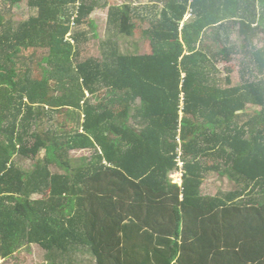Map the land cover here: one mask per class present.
Listing matches in <instances>:
<instances>
[{
    "label": "trees",
    "instance_id": "16d2710c",
    "mask_svg": "<svg viewBox=\"0 0 264 264\" xmlns=\"http://www.w3.org/2000/svg\"><path fill=\"white\" fill-rule=\"evenodd\" d=\"M6 2L10 9L23 0ZM27 4L36 15L17 27L0 9V259L38 245L51 264H65L80 246L96 264H264V44H254L264 34V0L115 8L109 17L121 34H134L135 18L150 20L152 50L122 54L110 41L103 61L79 57L86 34L78 29L93 4ZM235 31L242 49L217 46ZM211 34L216 44L197 50ZM39 49L48 50L41 79L33 75ZM240 53L256 66L254 81L234 86L227 77L224 87L207 73L211 59ZM105 88L117 94V109L90 102ZM249 108L260 109L252 119ZM55 112L75 126L45 128ZM85 150L92 159L73 169L71 151ZM17 157L37 163L27 172ZM222 165L244 187L203 195L205 178Z\"/></svg>",
    "mask_w": 264,
    "mask_h": 264
},
{
    "label": "rangeland",
    "instance_id": "374dc122",
    "mask_svg": "<svg viewBox=\"0 0 264 264\" xmlns=\"http://www.w3.org/2000/svg\"><path fill=\"white\" fill-rule=\"evenodd\" d=\"M7 0H0V9L6 8V10L11 11L12 20L14 22L15 27L19 24L25 22L29 19V17L36 15V11L32 10L28 4L27 0H23V2L15 7H8L6 2ZM88 4H93L95 6V10L87 18L86 23L79 26L78 31H83L86 34V40L80 45L79 57L81 60L86 59L88 57L96 58L98 60H104V51L109 49L108 42H112L117 47L119 53L122 54H147L151 52L152 48L150 46V42L147 39L148 37L144 34V32L150 28V20H143L142 18H135L134 22H136V30L132 36H127L125 34H121L119 32L118 24H114L110 21V13L118 7H124L127 4H130L133 8H138L141 13H143L144 6H150L153 0H86ZM138 6V7H136ZM162 8V6H160ZM157 14V11H155ZM157 18H160L161 11L158 10ZM189 21L193 20V16H187L186 18ZM74 24V23H73ZM78 28V27H76ZM211 32V31H210ZM223 33V32H221ZM223 35V34H222ZM225 35V34H224ZM229 39L226 40L225 37L222 40V43L217 46L222 47L223 45H236L238 49L243 45V39L239 35L238 32L228 33ZM88 39V40H87ZM212 34L211 35H203L202 39L199 40L197 44V50L203 52L209 51L206 48L207 45L213 47L216 43L212 42ZM258 48L262 47L264 44V34H260V38L254 43ZM212 52L218 53L217 50H211ZM32 49L25 52L27 56L32 54ZM48 54L47 49H39L35 53V65L42 64V67L33 66V75L42 78L44 71L49 69V65L44 63L43 58ZM245 55L240 53L233 58V61L230 64H225L224 62L211 61L209 65L206 67L209 68L208 72L210 76L217 78L220 84L227 86L226 78L230 77L232 84L234 86L245 85L250 81H254V77L250 76L249 68L251 67L255 73L256 69L253 64L247 59H244ZM245 60L246 65H241L240 61ZM221 62V63H220ZM236 62V63H235ZM220 63V64H219ZM213 66V67H211ZM246 68L248 72H246ZM54 81L51 84L54 86ZM88 98L91 103H99L103 102L108 107L116 108L117 105V94L114 93L113 89L105 88L94 95H88ZM140 102L137 101L136 105H139ZM250 108L248 112L250 113ZM53 119L50 120L48 117L44 118L42 123L45 128L60 126L65 122L67 123L68 128H73L75 124L70 120L68 115H60L59 113H53ZM72 122V123H71ZM64 124V125H65ZM46 151L43 149L41 151V155L39 158L45 157ZM93 151L85 150V151H71L70 158L72 168L76 169L82 167L87 164L93 157ZM16 161L24 168L27 172L34 169L37 161H33L31 159H23L22 157H17ZM222 161V160H221ZM219 161V162H221ZM209 165L216 164V161L209 160ZM207 162V163H208ZM220 164V163H219ZM53 172H56L57 169L53 168ZM59 172H62L61 170ZM221 172H224V166L220 167L218 171H211L209 175H212L213 179L211 181L212 185L207 186L208 191L212 192H236L241 191L244 187V181H238L231 179L228 175H222ZM216 178L218 182H216ZM171 179L175 183H181V175L180 173L171 174ZM259 191V190H258ZM203 194V193H202ZM256 196V195H254ZM260 196H257L259 198ZM40 198L39 195H33V199ZM249 196L245 194L241 200L248 199ZM48 252L45 251L42 247L38 245L27 246L21 251H19L15 256L10 259L0 260V264H51L53 262V258H49ZM64 259L61 258L60 261ZM57 260V258H56ZM65 264H96V260L93 255L90 253L87 248H78L74 250L71 254H69V258H66Z\"/></svg>",
    "mask_w": 264,
    "mask_h": 264
},
{
    "label": "crops",
    "instance_id": "0c3cea01",
    "mask_svg": "<svg viewBox=\"0 0 264 264\" xmlns=\"http://www.w3.org/2000/svg\"><path fill=\"white\" fill-rule=\"evenodd\" d=\"M211 61H214L213 59H211ZM221 62H224L225 64H230L231 62H228V61H226V60H222ZM220 62V63H221ZM219 63V64H220ZM236 63V62H235ZM240 63H241V65H246V62H244V60H242V61H240ZM251 64H252V62H250ZM255 66V65H254ZM211 67H213V66H211ZM255 68H256V66H255ZM249 71L250 72H253V69L250 67L249 68ZM246 72H248V69L246 68ZM233 85V84H232ZM225 87V86H224ZM226 87H231L230 85H227ZM253 110L251 111V115H250V118L252 119L254 116H255V113L257 112V111H259L260 109H255V108H252ZM212 178V175H208L206 178H205V180H204V182H203V184H202V186H201V191H202V193H203V195H207V196H216L217 194H221V193H224V192H210V191H208V189H207V186H211L212 185V183H211V181L213 180V179H211ZM234 180H238L237 178H235ZM181 181H182V179H181ZM238 181H240V180H238ZM216 182H218V180H217V178H216ZM182 183V182H181ZM180 183V184H181ZM225 194V193H224ZM0 260H6V259H0Z\"/></svg>",
    "mask_w": 264,
    "mask_h": 264
},
{
    "label": "built area",
    "instance_id": "2783aa9c",
    "mask_svg": "<svg viewBox=\"0 0 264 264\" xmlns=\"http://www.w3.org/2000/svg\"><path fill=\"white\" fill-rule=\"evenodd\" d=\"M181 167L183 166V163H181V165H180ZM180 175H181V177H182V174L180 173Z\"/></svg>",
    "mask_w": 264,
    "mask_h": 264
}]
</instances>
